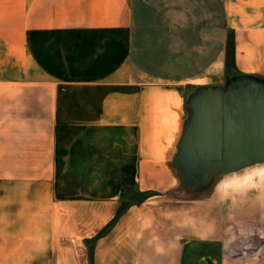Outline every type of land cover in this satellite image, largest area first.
Here are the masks:
<instances>
[{
    "label": "crops",
    "instance_id": "0c3cea01",
    "mask_svg": "<svg viewBox=\"0 0 264 264\" xmlns=\"http://www.w3.org/2000/svg\"><path fill=\"white\" fill-rule=\"evenodd\" d=\"M229 35L264 78V0H0V264H264V163L172 191Z\"/></svg>",
    "mask_w": 264,
    "mask_h": 264
},
{
    "label": "water",
    "instance_id": "95a60500",
    "mask_svg": "<svg viewBox=\"0 0 264 264\" xmlns=\"http://www.w3.org/2000/svg\"><path fill=\"white\" fill-rule=\"evenodd\" d=\"M186 110L171 159L173 192L196 195L217 176L264 163V78L237 73L223 85L198 86Z\"/></svg>",
    "mask_w": 264,
    "mask_h": 264
},
{
    "label": "trees",
    "instance_id": "16d2710c",
    "mask_svg": "<svg viewBox=\"0 0 264 264\" xmlns=\"http://www.w3.org/2000/svg\"><path fill=\"white\" fill-rule=\"evenodd\" d=\"M224 71L227 76H232L237 74L236 67L234 64V53H233V43L231 35L228 36L225 47V65ZM150 192L148 191H140L134 186L124 185L123 190L120 193L118 200V207L113 218L98 232L97 235H101L106 232L117 219V217L125 211L130 205L139 203L140 201L146 199ZM88 257L91 260V247L89 248Z\"/></svg>",
    "mask_w": 264,
    "mask_h": 264
},
{
    "label": "rangeland",
    "instance_id": "374dc122",
    "mask_svg": "<svg viewBox=\"0 0 264 264\" xmlns=\"http://www.w3.org/2000/svg\"><path fill=\"white\" fill-rule=\"evenodd\" d=\"M246 171H248V170H246ZM244 174V173H243ZM256 177V176H255ZM256 179L257 180H261L260 178H258V177H256ZM148 192H150L149 194H152V192L151 191H148Z\"/></svg>",
    "mask_w": 264,
    "mask_h": 264
}]
</instances>
